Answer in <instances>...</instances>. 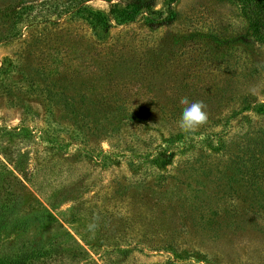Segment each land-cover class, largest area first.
Returning a JSON list of instances; mask_svg holds the SVG:
<instances>
[{"label": "rangeland", "instance_id": "obj_1", "mask_svg": "<svg viewBox=\"0 0 264 264\" xmlns=\"http://www.w3.org/2000/svg\"><path fill=\"white\" fill-rule=\"evenodd\" d=\"M78 5L0 0V205L28 219L5 239L47 264H264V43L241 5L177 0L105 38ZM183 97L207 105L194 133Z\"/></svg>", "mask_w": 264, "mask_h": 264}, {"label": "trees", "instance_id": "obj_2", "mask_svg": "<svg viewBox=\"0 0 264 264\" xmlns=\"http://www.w3.org/2000/svg\"><path fill=\"white\" fill-rule=\"evenodd\" d=\"M86 1L88 0H78L80 16L89 22L94 33L100 38L107 36L114 22L118 24L130 23L143 16L151 23V26H154L155 24L169 23L177 15L173 6V3L177 0H169L166 13L163 10L155 8L156 0H108L111 2L108 11L84 5ZM234 1L241 5L242 12L248 20L250 39L257 43H264V0ZM161 150H163L162 147ZM158 155L160 159L157 162L159 163L163 162L162 164H164L171 160L163 155L160 150ZM0 165V169L4 166L6 170H11L1 157ZM15 168L16 165L14 166ZM0 175H2L1 172ZM0 183H5L8 186L13 185L12 180L5 179L4 177L0 178ZM19 204L20 198L14 195L0 205V264H47L53 255L52 246H48L38 239H24L21 243H16L12 242V239H5L4 237V234L6 235L25 227L28 220L27 216L24 214L14 216V211ZM74 241L77 246L87 253V250L76 239Z\"/></svg>", "mask_w": 264, "mask_h": 264}, {"label": "clouds", "instance_id": "obj_3", "mask_svg": "<svg viewBox=\"0 0 264 264\" xmlns=\"http://www.w3.org/2000/svg\"><path fill=\"white\" fill-rule=\"evenodd\" d=\"M256 94V90H252ZM182 114L178 121V128L184 133H194L200 127L206 125L209 120L207 105L201 101H190L188 97L180 99ZM99 216H94L93 221L88 225L89 231H95L99 227Z\"/></svg>", "mask_w": 264, "mask_h": 264}]
</instances>
